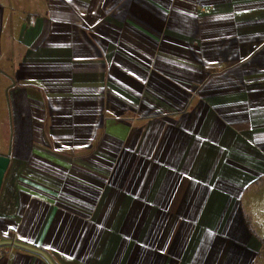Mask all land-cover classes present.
Segmentation results:
<instances>
[{
	"label": "crops",
	"instance_id": "obj_1",
	"mask_svg": "<svg viewBox=\"0 0 264 264\" xmlns=\"http://www.w3.org/2000/svg\"><path fill=\"white\" fill-rule=\"evenodd\" d=\"M0 154L52 264H264V0H0Z\"/></svg>",
	"mask_w": 264,
	"mask_h": 264
},
{
	"label": "water",
	"instance_id": "obj_2",
	"mask_svg": "<svg viewBox=\"0 0 264 264\" xmlns=\"http://www.w3.org/2000/svg\"><path fill=\"white\" fill-rule=\"evenodd\" d=\"M8 163H9V158L6 155H1L0 154V186H1V183H2V179H3L4 173H5V171H6L7 167H8ZM5 245H15V246H19V247H22V248H25V249H29V250H32V251H36V252L42 254L49 261V263L52 264L50 259L44 253H42L40 251H37L35 249H32L30 247H27L25 245H21L19 243L10 241V240L0 241V260L4 256L2 246H5Z\"/></svg>",
	"mask_w": 264,
	"mask_h": 264
}]
</instances>
